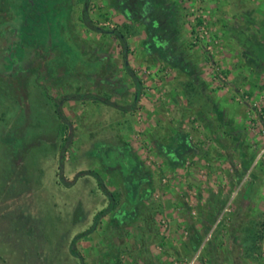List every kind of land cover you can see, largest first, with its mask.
Listing matches in <instances>:
<instances>
[{
    "label": "rangeland",
    "instance_id": "374dc122",
    "mask_svg": "<svg viewBox=\"0 0 264 264\" xmlns=\"http://www.w3.org/2000/svg\"><path fill=\"white\" fill-rule=\"evenodd\" d=\"M81 9L0 0V264H264V0Z\"/></svg>",
    "mask_w": 264,
    "mask_h": 264
},
{
    "label": "trees",
    "instance_id": "16d2710c",
    "mask_svg": "<svg viewBox=\"0 0 264 264\" xmlns=\"http://www.w3.org/2000/svg\"><path fill=\"white\" fill-rule=\"evenodd\" d=\"M88 2L89 0H82V9H81V15H80V21L84 24V26H86L87 28L93 30V31H100L99 27L95 26L90 17L88 16ZM111 33H113V35L115 36V38L118 41L120 50H121V57H122V67L125 70V72L127 73V75H129V77L131 78L132 82H133V99L131 102V105L129 107H126V109H130L133 108L137 103L138 100L140 98V93H141V82L140 80L137 78V76L135 75L133 69L129 66V64L127 63V53H128V44L127 41L125 39V36L122 32L120 31H115L112 30L110 31ZM5 58V57H4ZM74 97H79V98H83V97H89L92 99H96L95 95H92L90 93H85L83 95H64L61 96L57 99L54 100V106H55V112L57 113L58 117L61 120H64V115L60 109V102L64 99H68V98H74ZM187 100L189 103H192L193 98L191 97L190 94H187ZM106 102V101H105ZM125 109V110H126ZM70 137V136H68ZM115 160H118V162H120L122 169L125 172L124 175V181L126 184L130 183V178L134 172V168L133 166L127 161H121V159H117L115 158ZM62 163H63V149H61L60 154H59V159H58V169L59 171L62 169ZM89 172L97 181V184L99 185V187L101 188L102 192L107 196L108 198V204L106 205V207H104L103 209L97 211L94 215H93V219H92V223L91 225L84 231L81 233H78L77 235L73 236L70 240V244H69V252L70 254L76 256L77 258H79L80 260H82L81 255L78 253V251L75 249L74 247V242L75 240L80 237L83 236L86 233L91 232L96 223L99 221V219L104 216L105 214H107L108 212H110L114 206H115V197H114V193H112L111 191H109L103 184L102 179L99 177V175L93 171H87Z\"/></svg>",
    "mask_w": 264,
    "mask_h": 264
},
{
    "label": "built area",
    "instance_id": "2783aa9c",
    "mask_svg": "<svg viewBox=\"0 0 264 264\" xmlns=\"http://www.w3.org/2000/svg\"><path fill=\"white\" fill-rule=\"evenodd\" d=\"M256 159L264 163V146L258 151Z\"/></svg>",
    "mask_w": 264,
    "mask_h": 264
},
{
    "label": "crops",
    "instance_id": "0c3cea01",
    "mask_svg": "<svg viewBox=\"0 0 264 264\" xmlns=\"http://www.w3.org/2000/svg\"><path fill=\"white\" fill-rule=\"evenodd\" d=\"M146 4V3H145ZM139 101V100H138ZM209 107V103L205 102V109Z\"/></svg>",
    "mask_w": 264,
    "mask_h": 264
}]
</instances>
